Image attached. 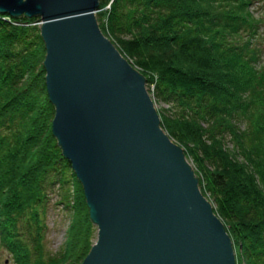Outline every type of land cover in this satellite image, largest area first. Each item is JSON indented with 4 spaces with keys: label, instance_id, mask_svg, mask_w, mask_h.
Returning a JSON list of instances; mask_svg holds the SVG:
<instances>
[{
    "label": "trees",
    "instance_id": "obj_1",
    "mask_svg": "<svg viewBox=\"0 0 264 264\" xmlns=\"http://www.w3.org/2000/svg\"><path fill=\"white\" fill-rule=\"evenodd\" d=\"M262 1L112 0L96 13L166 105L161 127L192 163L236 264H264V16L252 10ZM38 23L0 15V249L11 264H80L95 228L51 134ZM53 199L70 215L55 254L45 245Z\"/></svg>",
    "mask_w": 264,
    "mask_h": 264
},
{
    "label": "water",
    "instance_id": "obj_2",
    "mask_svg": "<svg viewBox=\"0 0 264 264\" xmlns=\"http://www.w3.org/2000/svg\"><path fill=\"white\" fill-rule=\"evenodd\" d=\"M100 0H0L36 18L51 134L79 182L97 240L81 264H236L232 241L146 80L102 35Z\"/></svg>",
    "mask_w": 264,
    "mask_h": 264
},
{
    "label": "rangeland",
    "instance_id": "obj_3",
    "mask_svg": "<svg viewBox=\"0 0 264 264\" xmlns=\"http://www.w3.org/2000/svg\"><path fill=\"white\" fill-rule=\"evenodd\" d=\"M110 3L105 6V8H103L102 10H98L97 12L99 11H102V12H107L109 11L110 9V4L112 2V0L109 1ZM253 12L256 13L255 16L257 15H262L264 16V1L258 3V4H255L252 8ZM96 12V13H97ZM95 17H96V14H95ZM103 23H104V26L106 27L107 25V21L106 19L104 18L103 20ZM38 27H40V23H38ZM99 27V25H98ZM100 29V27H99ZM101 31V29H100ZM102 33V32H101ZM104 33V34H103ZM102 33V35L113 45V47L115 48V50L121 55V57L128 63V65L134 70L136 71L138 74L142 75L144 77L145 80H147V75L145 73L142 72V70L137 67L133 61L126 55L123 53V51L119 48V46H117L113 40L111 39V37L109 36V34H107V31L105 30L104 32ZM263 60H264V57H263ZM151 75H149L148 77H150ZM153 79L156 80V77L153 76ZM146 91L151 99V101L153 102L154 104V107L158 113V111L160 112L162 109H166V105L164 104H161V103H158L155 101V98H154V88H153V85L151 84H147L146 83ZM162 128V127H161ZM163 130V129H162ZM164 131V130H163ZM165 132V131H164ZM165 134L168 136V134L165 132ZM169 137V136H168ZM169 139L174 143L176 144L170 137ZM177 145V144H176ZM178 146V145H177ZM182 149V148H181ZM186 161L188 162V164L191 166V168L193 167L192 166V163L190 162V160H187ZM194 169V168H192ZM194 171V170H193ZM195 174V173H194ZM201 192V191H200ZM202 194V192H201ZM204 196V195H203ZM205 197V196H204ZM206 198V197H205ZM54 199L50 201V203L48 204V207H47V212H46V225H47V232H46V239H45V245H46V248L47 250L51 253V254H55L56 252L59 251V249L62 247V245L64 244V241H65V238H66V231H67V228H68V225H69V222H70V215L69 213L64 210L62 208V206H57L55 203H54ZM209 202V200H208ZM210 203V202H209ZM211 204V203H210ZM213 210H214V207L213 205L211 204ZM215 216L221 221V223L223 224L222 220L219 218L218 214H216L214 212ZM224 226V224H223ZM95 228V234H94V238H93V244L96 242L97 240V228ZM225 228V226H224ZM226 232H227V229L225 228ZM228 234V232H227ZM229 236V234H228ZM230 237V236H229ZM231 239V238H230ZM232 241V240H231ZM93 246V245H92ZM91 246V247H92ZM234 248V247H233ZM235 252V250H234ZM235 258H236V254H235ZM84 260V259H83ZM82 260V261H83ZM82 261L80 262V264L82 263ZM0 264H11V258L8 256V254L0 249Z\"/></svg>",
    "mask_w": 264,
    "mask_h": 264
}]
</instances>
